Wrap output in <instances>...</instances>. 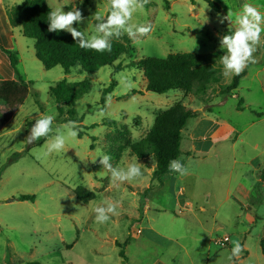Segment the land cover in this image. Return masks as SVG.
<instances>
[{"label":"rangeland","instance_id":"rangeland-1","mask_svg":"<svg viewBox=\"0 0 264 264\" xmlns=\"http://www.w3.org/2000/svg\"><path fill=\"white\" fill-rule=\"evenodd\" d=\"M22 1L5 4L8 8ZM168 1L170 9L163 0H150L149 7L134 14L133 23L151 24L152 30L138 43L129 38L136 52L115 63L125 67L118 72L113 66L93 74L80 68L66 74L61 66L47 70L35 56L32 39L22 35L13 40L18 50H12L20 57L18 71L30 82L31 93L0 129V264H264V42L254 54L257 62L248 66L235 91L243 99L242 109L237 107L239 98L221 95L217 84L203 96L147 91L142 71L130 66L146 57L201 54L219 69V85L226 87L233 76L223 75L220 39L231 34L236 24L234 19L231 24L220 23L219 17L227 14L228 7L239 12L244 3L264 13V0H214L221 13L204 0ZM47 3L63 6L65 12L79 8L85 20L74 27L86 36L94 30L95 22L89 18L96 11L106 14L108 8L107 0ZM7 72L0 68V80ZM64 78L91 83L90 91L74 106L64 107L65 111L74 108L81 118L77 122L81 137L68 138L60 153L46 154V141L28 148L26 123L38 113L55 117L53 134L57 128L65 131L61 126L68 121L59 115L50 94V87ZM111 82L116 86L102 109L101 97ZM186 96L197 116L220 120L233 133L212 143L205 128L190 147L185 131L181 149L191 150L192 156L183 152L179 160L188 174L170 172L162 178L164 187L155 185L145 195L147 187L157 184L152 180L155 162L138 160L126 145L146 135L159 111L185 102ZM103 154L111 157L114 167L140 163L143 175L113 183L99 164L98 156ZM80 187L94 192L95 199H78ZM21 194L34 195L35 202L13 200ZM106 200L118 202V214L97 224L93 208ZM112 237L121 247L113 244ZM225 237L229 241L223 242ZM234 240L244 251L229 260Z\"/></svg>","mask_w":264,"mask_h":264},{"label":"trees","instance_id":"trees-1","mask_svg":"<svg viewBox=\"0 0 264 264\" xmlns=\"http://www.w3.org/2000/svg\"><path fill=\"white\" fill-rule=\"evenodd\" d=\"M163 1L166 9H170L169 1ZM204 1L216 12H222L221 6L214 0ZM151 4L149 2L145 7H149ZM50 10L47 0H24L6 10L10 26L13 29L19 28L24 37L34 41L35 56L47 70L61 66L66 74L75 68L93 74L104 66H113L114 71L118 72L125 67H122L121 64L115 65V63L123 56L136 52V48L127 35L122 36L121 40L112 39L110 52L82 49L73 40L70 33L48 31V13ZM0 51L8 57L16 76L13 79L0 80L1 129L14 116L18 107L25 103L31 93V88L30 82L26 81L18 71L20 61L18 51L6 48L2 44H0ZM130 66L142 71L147 84L146 90L158 94L180 91L185 95L203 96L212 85L217 84L221 95L239 98L235 91L238 89L242 78L247 74L246 68L240 75L233 76L230 85L223 87L219 85L221 82L219 69L205 61L203 55L194 53H170L165 57H146L133 61ZM115 86L116 82H111L109 87L104 90L101 97L102 109L106 108L105 102L108 99V94ZM90 89L89 80L69 82L66 78L50 87V94L56 102L59 115L64 117V121H81V118L76 117L74 108L65 111L64 107L74 106L75 102L88 93ZM242 105L243 99L239 98L238 109H242ZM197 115L198 112L185 106L183 101L175 102L170 108L156 114L154 124L145 136L126 145L131 154L138 160L146 163L149 159L154 160L156 166L152 180L157 184H152L153 187L162 185V177L170 173L169 162L173 159H179L181 156L182 132L189 121ZM34 122L35 120L26 123L27 135H29ZM81 135L82 133L79 132L78 136L81 137ZM46 139L42 138L32 144L27 142V147L41 145ZM18 156L19 154L14 155L11 161H15ZM152 186L145 189V195L152 189ZM78 192L80 193L76 194L77 198L83 201H91L96 197L94 192L81 187ZM35 199V196L31 194H21L13 198L16 201L29 202H35ZM117 245L121 247V244L117 243ZM261 245L264 255L263 241H261ZM119 253L122 257L125 256L122 249ZM28 264L39 263L31 262Z\"/></svg>","mask_w":264,"mask_h":264},{"label":"clouds","instance_id":"clouds-1","mask_svg":"<svg viewBox=\"0 0 264 264\" xmlns=\"http://www.w3.org/2000/svg\"><path fill=\"white\" fill-rule=\"evenodd\" d=\"M48 2V0H47ZM82 2V0H81ZM150 0H107L108 8L106 14L95 12L91 19L94 30L91 34L85 35L74 25L80 24L85 20L82 11L74 8L65 12L63 6L52 7L48 13V31L60 32L66 31L79 47L85 50L96 52L111 51V40L113 37L119 38L124 34L138 43L140 38L146 37L152 30L151 24H135L132 22L134 14L142 11ZM219 17V14H218ZM236 24L235 30L231 34H225L220 39V47L224 54L220 57L223 66V75L225 77L240 75L250 64H255V53L258 46L264 42V13L259 8L250 3H244L239 12L234 13L228 7L225 16L219 17V22L225 20L230 24ZM131 86V85H129ZM55 117L48 114H39L30 129L26 141L32 144L42 138L46 139V154L60 153L65 150L68 138H76L79 135V127L76 121H68L60 128L53 129ZM99 164L103 170L110 173L113 183L131 182L143 175L141 164L130 163L126 167H114L111 163V157L107 154L98 156ZM82 161L86 159L80 158ZM93 164L97 163L96 158L92 159ZM169 172L178 173L181 176L188 174V169L182 164L181 160L173 159L169 162ZM95 213V222L97 224L107 223L112 216L118 214V202L104 201L102 204L93 208ZM264 214V209H262ZM233 247L228 257L229 260L239 258L244 251L239 240L232 242Z\"/></svg>","mask_w":264,"mask_h":264},{"label":"crops","instance_id":"crops-1","mask_svg":"<svg viewBox=\"0 0 264 264\" xmlns=\"http://www.w3.org/2000/svg\"><path fill=\"white\" fill-rule=\"evenodd\" d=\"M5 1H7V0H0V44L5 46L6 48L15 50L16 49L14 46L15 42L13 40H15V38L18 39L19 36H22V32L19 28L13 29L10 26L8 18H7V12H6L7 6L5 4ZM13 5H17V4H11V7ZM16 34H18L17 37L15 36ZM16 50H18V49H16ZM2 67L4 69H6L7 71H9L5 74L6 79H13L14 73H12V71H11L9 59L4 53H2L0 51V68H2ZM185 99H186V101L183 102L184 105L191 108V105L188 101L189 98H187V96H186ZM191 109H193V108H191ZM208 111H210V110H208ZM198 118L200 120H197ZM191 120H195V121H191ZM191 120L189 121L188 125L186 126V128L182 132V137H183L182 141L184 140L185 131L187 132L186 139L191 141L190 147L193 146L192 141L198 140L199 139L198 137H200L199 136L200 132L205 128H206V133L208 134V138L211 140L212 143L222 141L223 139H225L227 137V135H231L233 133V128H231L229 126H225L220 120H212L209 117L200 118V116H197ZM181 145H182V143H181ZM194 149H196V148H194ZM183 152L185 154H187V156H189V157L192 156L191 150H185V151L182 150V153ZM154 170H155V167H154ZM154 170H152V171L154 172ZM153 172H152V175H153ZM164 186H165V184H163V181H162V185L157 186V187H164ZM149 187H151V186H149ZM181 197H183L182 194L180 195V198ZM178 200L179 199H177V201ZM24 202H28V201H24ZM176 205L179 206V203L177 202ZM144 207H146V206L144 205L143 209H144ZM146 212H147V209H144V213H146ZM136 218L139 222L140 220L138 219V217H136ZM132 227H134V225ZM111 240L113 241V244L117 245V243H118L117 237H112Z\"/></svg>","mask_w":264,"mask_h":264},{"label":"built area","instance_id":"built-area-1","mask_svg":"<svg viewBox=\"0 0 264 264\" xmlns=\"http://www.w3.org/2000/svg\"><path fill=\"white\" fill-rule=\"evenodd\" d=\"M227 241H229V238H228V237H225V238L223 239V242H227Z\"/></svg>","mask_w":264,"mask_h":264}]
</instances>
